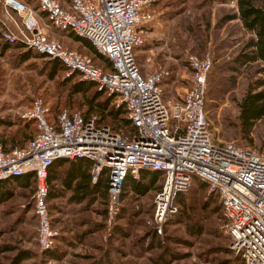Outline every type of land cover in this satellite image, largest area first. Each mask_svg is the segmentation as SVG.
Instances as JSON below:
<instances>
[{"label": "built area", "instance_id": "built-area-1", "mask_svg": "<svg viewBox=\"0 0 264 264\" xmlns=\"http://www.w3.org/2000/svg\"><path fill=\"white\" fill-rule=\"evenodd\" d=\"M34 1L35 9L5 0L21 13L23 38L19 40L7 27L1 38L8 43L19 40L24 48L58 60L65 76L75 72L80 80L112 96L131 128L126 133L115 131L94 115L66 109L49 119L50 108L40 97L18 111L20 119L33 122L35 132L21 147L0 149V181L33 175L39 249H50L56 235L46 204L47 168L57 158H86L92 182L102 173L106 176L107 217L120 209L126 176L138 179L142 170L158 171L162 179L152 199V224L161 234L177 213V197L197 180L219 204L231 252L242 264H264V156L234 141L213 140L205 112L210 57L187 58L188 88L169 104L162 98V83L169 72L152 65L143 73L134 54L144 42L145 25L152 20L148 8L154 0H67V5L58 0ZM38 13L53 28L85 38L96 54L109 61V68L94 65L91 57L42 33Z\"/></svg>", "mask_w": 264, "mask_h": 264}, {"label": "rangeland", "instance_id": "rangeland-1", "mask_svg": "<svg viewBox=\"0 0 264 264\" xmlns=\"http://www.w3.org/2000/svg\"><path fill=\"white\" fill-rule=\"evenodd\" d=\"M2 3L5 0H0V116L9 125L0 126V133L7 141L4 149H11L23 146L35 132L32 122L18 116V111L34 98L40 97L49 106V118L62 109L85 115L87 100L98 90L91 87L85 92H72L73 83L80 80L75 72L65 76V68L58 66L51 76L52 59L29 50L28 57L21 61L26 48H2L4 26L19 40L23 38L19 33L21 13L10 12ZM148 10L153 25L143 33L144 42L134 53L141 63L148 49L153 51L147 65L143 64V73L152 65L169 72L162 83L163 100L171 104L188 88L187 58L208 55L212 65L206 82L205 112L213 140L234 141L261 153L264 119L257 120L248 133L238 126V100L254 79L264 76L257 73V63L240 67L238 72L229 70L232 58L249 36L236 16L235 0H154ZM43 19L39 18L42 33L97 64L91 51L82 52L81 46L74 43L71 31L55 29ZM108 97L104 92L97 96L94 103L104 107L99 111L94 105L90 115L115 131L129 132L124 109L117 108L113 97ZM11 190V196L0 202V243L33 254L20 264H242L229 249L218 202L197 180L178 196L177 214L165 223L161 234L153 233L154 190L143 196L125 190L120 209L111 218L106 215V197L102 194L96 195L93 202L81 204L48 201L50 226L56 235L47 252L41 251L37 243L34 183ZM191 229L195 230L193 234ZM51 251L58 257L50 256ZM13 253H1L0 264H7Z\"/></svg>", "mask_w": 264, "mask_h": 264}, {"label": "trees", "instance_id": "trees-1", "mask_svg": "<svg viewBox=\"0 0 264 264\" xmlns=\"http://www.w3.org/2000/svg\"><path fill=\"white\" fill-rule=\"evenodd\" d=\"M255 1H257L258 3H255ZM235 2L237 8L236 16L240 20L243 29L249 32V36L246 38L245 42L238 50L236 55H234V57L232 58V65L229 67V70L238 72L240 67L249 66L254 63H257L259 64L257 73L263 74L264 76V0H235ZM3 42L4 45H2V48L9 47L10 45L23 48V43H21L20 41L8 43L5 40H3ZM29 50L32 49H27L26 53H23L21 55L20 57L21 61L25 60L28 57ZM35 53L38 54V56L45 57L40 53L37 52ZM49 63L52 68L51 76L54 75L55 70L57 69L58 66L64 68V66L56 59L49 60ZM75 75L77 74L75 73ZM206 81H207V77H206ZM91 87L95 88L93 83L84 80H78L77 82L73 83L71 91L85 92L87 89ZM102 93L103 92L101 91H95L94 95L87 100L86 102L87 109L84 115L85 117H88L90 115L92 109L94 108V105H95V109H98L99 111L102 110L104 104L94 103L95 98L101 95ZM111 97L112 96H109L108 99ZM237 109H238V115H237L238 126L240 131H242L243 133H248L252 129V127L254 126L257 120L264 119V78L263 77L254 79L252 84L248 85L245 92L237 102ZM110 115L113 117L115 113H110ZM24 122H32V121H24ZM8 125L9 123H7L2 118H0V126L5 127ZM6 142L7 141L6 139L3 138V133L1 132L0 149L3 151L10 150V148L4 149L6 147ZM261 153H264V147L261 148ZM73 159L75 160V163L71 164L72 175L68 177L66 181H64V184L66 187H70L71 179L74 177H79V180H77L72 186L74 193L75 194L79 193L77 195H74L75 196L74 199L80 201L83 198L87 197L92 191V186H99L101 188H104L105 197H106V182H107L106 176L103 173L100 174L96 179V181H94L91 186L90 161L86 158H73ZM67 160L70 159L57 158L53 160V162L47 168L48 171L46 175V181H48L50 177L54 176V172L52 169L54 164L57 162H63ZM80 161H83L84 163H81ZM26 174H31V173H26ZM157 174L160 173L158 171L142 170L139 173L138 179H132L130 176H126L122 184V191L120 197L122 198L124 191L126 189H130L133 193L139 196L144 195L150 188L153 187L152 183L155 181ZM21 176L22 175L17 176L19 178L18 179L19 181L23 179ZM144 176L149 178L148 183H143L141 181V178ZM17 177H13V178H17ZM153 188L158 190L160 186H155ZM49 198H50V190H48L47 188L46 204L48 203ZM178 200H180L179 197L177 198V201ZM190 232L193 234L195 230L191 229ZM153 233L156 234L155 231H153ZM49 250L50 249L45 250V252ZM32 255L33 254L27 252L26 250H20L19 254L15 255L14 258L12 259V263L13 264H18L19 262L21 263V261L31 257ZM49 255L50 256L52 255V257L55 258L58 257V254L53 253V251H51Z\"/></svg>", "mask_w": 264, "mask_h": 264}, {"label": "crops", "instance_id": "crops-1", "mask_svg": "<svg viewBox=\"0 0 264 264\" xmlns=\"http://www.w3.org/2000/svg\"><path fill=\"white\" fill-rule=\"evenodd\" d=\"M16 1L21 2L23 0H16ZM24 1L26 2V4L29 7L33 8V9L36 8V2L34 0H24ZM58 1L61 2L63 5H67L66 0H58ZM2 6L5 9L10 8L9 9L10 12H13V13L16 12L14 9H12L11 6H9L7 4L2 3ZM38 15H39L38 18L41 17V20H42L44 15L41 13H38ZM43 23H44V19H43ZM152 25H153L152 23L146 24L145 25V31L148 32L151 29ZM4 28H5V26H4ZM9 28L13 31L11 26ZM72 35H73L74 43L76 45L79 44L81 46L80 49L82 50V52L87 50L89 52L91 51L92 55L94 54L95 62H97V64H96L97 66L104 68V69L109 68L108 60L106 58L96 54L94 52L92 46L90 45V43L85 38L78 37V36L74 35L73 33H72ZM147 52H148V54L145 57V62H147V60H149L153 56V53H151V52H153L152 49H148ZM135 60H136L137 64L139 65L140 69H142V67H146L143 65V64H146L144 61H142L141 63H139L137 61L136 55H135ZM0 118H1V116H0ZM52 118L53 117H51L49 119H52ZM80 162L84 163L83 161H80ZM72 163H75L74 159L55 163L53 168H52L53 172H54V176L50 177L48 181H46V179H45L46 186H47L48 190H50V198L48 200L50 203L54 202V201L63 200L66 203L81 204V203L86 202V201L87 202H93L94 197H96V195H98V194L99 195L100 194L105 195L104 188H101L99 186H92L93 182L91 181V183H90L92 186L91 193L87 197L83 198L80 201L75 200L74 195H77L79 193L75 194L72 186L77 180H79V177H74L71 179V182H70L71 186L70 187H66L64 184V181H66L68 179V177H70L72 175L71 174V172H72L71 164ZM21 177L23 178L21 181L18 180L19 179L18 177L17 178H9V179L0 181V202L5 201L6 197L9 198L11 196L10 195L11 191H12L11 189H13L15 186L16 187L29 186L31 183H35L34 177L31 174H24ZM161 179H162L161 175L157 174V177H156L155 181L152 183L153 184L152 186L153 187L160 186ZM141 181L143 183H148L149 178L144 176L141 178ZM153 187L150 188L145 194H147L150 190H154V192H155L156 189ZM126 190L132 194H135L130 189H126ZM135 195H137V194H135ZM1 232H3V231H0V236H1ZM6 250H11L12 252H14L12 257L9 259V261L7 263V264H13L12 259L14 258L15 255L19 254V248L18 247L15 248L13 246L4 245V243H0V254ZM18 264H20V262Z\"/></svg>", "mask_w": 264, "mask_h": 264}, {"label": "water", "instance_id": "water-1", "mask_svg": "<svg viewBox=\"0 0 264 264\" xmlns=\"http://www.w3.org/2000/svg\"><path fill=\"white\" fill-rule=\"evenodd\" d=\"M13 4H15V5H16V2H13Z\"/></svg>", "mask_w": 264, "mask_h": 264}, {"label": "bare ground", "instance_id": "bare-ground-1", "mask_svg": "<svg viewBox=\"0 0 264 264\" xmlns=\"http://www.w3.org/2000/svg\"><path fill=\"white\" fill-rule=\"evenodd\" d=\"M15 6V5H14Z\"/></svg>", "mask_w": 264, "mask_h": 264}]
</instances>
